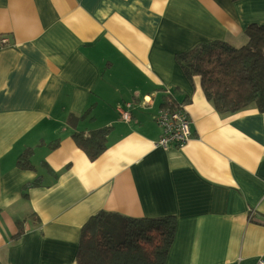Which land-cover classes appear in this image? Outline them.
<instances>
[{
    "label": "crops",
    "instance_id": "1",
    "mask_svg": "<svg viewBox=\"0 0 264 264\" xmlns=\"http://www.w3.org/2000/svg\"><path fill=\"white\" fill-rule=\"evenodd\" d=\"M250 25L264 0H0V264H76L99 212L173 217L165 264L264 256V113L219 114L177 63ZM163 108L190 121L181 147L156 146ZM103 128L91 160L74 135Z\"/></svg>",
    "mask_w": 264,
    "mask_h": 264
},
{
    "label": "trees",
    "instance_id": "2",
    "mask_svg": "<svg viewBox=\"0 0 264 264\" xmlns=\"http://www.w3.org/2000/svg\"><path fill=\"white\" fill-rule=\"evenodd\" d=\"M244 34L247 41L239 48L212 41L177 56L187 80L200 78L206 99L219 114L251 106L264 113V25H250ZM108 133L109 128L97 129L88 137L75 134L74 140L94 160L105 150ZM27 156L19 159L26 169ZM174 234L171 216L114 221L99 212L81 229L76 264H165Z\"/></svg>",
    "mask_w": 264,
    "mask_h": 264
},
{
    "label": "built area",
    "instance_id": "3",
    "mask_svg": "<svg viewBox=\"0 0 264 264\" xmlns=\"http://www.w3.org/2000/svg\"><path fill=\"white\" fill-rule=\"evenodd\" d=\"M2 42L6 43V39H2ZM120 116L124 121H129V116L123 111ZM156 122L163 130V134L158 139L156 146L162 148L181 147L192 136L190 121L180 108L161 109L156 117ZM255 264H264V256H260Z\"/></svg>",
    "mask_w": 264,
    "mask_h": 264
},
{
    "label": "rangeland",
    "instance_id": "4",
    "mask_svg": "<svg viewBox=\"0 0 264 264\" xmlns=\"http://www.w3.org/2000/svg\"><path fill=\"white\" fill-rule=\"evenodd\" d=\"M120 236H121V235H119V237H117V239H120Z\"/></svg>",
    "mask_w": 264,
    "mask_h": 264
}]
</instances>
